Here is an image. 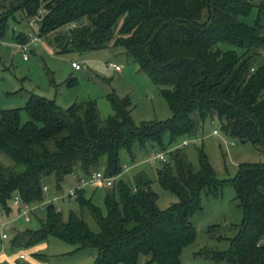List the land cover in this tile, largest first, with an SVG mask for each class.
Returning <instances> with one entry per match:
<instances>
[{"label":"trees","instance_id":"trees-1","mask_svg":"<svg viewBox=\"0 0 264 264\" xmlns=\"http://www.w3.org/2000/svg\"><path fill=\"white\" fill-rule=\"evenodd\" d=\"M254 11L248 24L244 19ZM18 13L29 25L36 21L37 34L58 54L112 44L124 48L161 88L173 118L137 128L131 100L115 94L108 96L114 115L105 121L96 102L63 109L37 95L24 108L26 124L22 109L0 111V154L14 162L0 165L2 212H12L15 196L41 203L50 177L59 189L78 170L88 179L98 172L116 177L105 195L106 213L86 197L85 188L77 190L80 208L98 224V233L75 213L65 222L62 211L49 205L41 228L17 232L12 247H35L56 237L79 250L97 249L96 264H138L142 255L150 256L147 264H182L183 251L197 239L190 217L202 210L201 192L217 194L230 185L244 219L231 249L218 255L234 264H264V164H242L233 179L220 180L203 149L196 169L184 150L168 151L164 144L167 137L170 144L197 139L206 121L218 118L227 137L264 151V0H0V41ZM75 22L79 25L70 28ZM14 41L27 44L30 38L19 33ZM148 143L168 151L156 179L179 202L165 211L146 173L137 174L134 188L118 181L120 151L132 154L136 144Z\"/></svg>","mask_w":264,"mask_h":264},{"label":"rangeland","instance_id":"rangeland-1","mask_svg":"<svg viewBox=\"0 0 264 264\" xmlns=\"http://www.w3.org/2000/svg\"><path fill=\"white\" fill-rule=\"evenodd\" d=\"M256 12L248 19L253 24ZM16 19H10L6 37L1 43H13L14 34H28L29 22L18 13ZM36 33L39 25L35 26ZM1 47V46H0ZM0 49L4 67L0 69V78L5 79L10 92H0V111L22 109L21 121L26 124L30 118L24 108L30 96L37 95L55 101L63 109H68L76 103L96 102L100 118L105 121L114 115L108 96L115 94L121 100L130 99L132 103V118L137 128L144 124L166 122L173 118L168 102L160 87L154 85L150 78L122 47L113 44L106 49L88 51L85 53L58 54L49 46L47 40L40 44H29L24 54L20 49L7 47ZM223 50L234 49L222 45ZM25 56L28 59H25ZM77 63L81 70L75 71L72 64ZM115 64L123 69L119 73L111 66ZM3 81L0 79V86ZM8 93H11L10 95ZM223 124L218 118L208 119L204 129L198 134L200 143L195 139L178 138L170 144V138L165 139L168 151L184 150L188 161L199 168L198 151L203 149L207 154L216 176L220 180L233 179L239 166L245 163L264 164V151L251 143H242L231 139L223 132ZM218 132V136L214 132ZM185 141L190 144L183 146ZM161 146L148 143L145 148L136 144L132 154L127 150L120 151V163L123 173L118 181L125 182L129 187H135L137 174L146 173L152 180V190L157 195V206L165 211L179 202L178 197L164 189L156 179L157 170L163 167L162 162L152 157L156 153H167ZM168 160V159H167ZM166 160V161H167ZM0 165L14 166L13 160L0 154ZM79 180L88 182V178L78 170L74 175L67 176L61 189L57 188L53 177L45 180L49 192L44 194L41 203L31 204L34 215L31 222L21 217V211L10 202L12 212L0 210V264H96L99 252L90 248L79 250V246L68 244L56 237H50L35 247L13 248L12 240L17 232L38 231L47 219L48 206L54 205L62 211V218L67 222L72 213L84 218L90 229L98 233L100 228L88 212L80 208L78 197H62L72 191H77ZM107 187L88 186L86 197L102 208ZM208 191V192H207ZM211 189L201 192L202 210L190 217L197 230L196 241L183 251L182 264H234L227 258H220L218 253H226L231 249V241L239 231L244 219V210L233 186H225L219 193H210ZM43 205L42 207H40ZM2 229L6 231L7 240L2 242ZM264 244V240L262 241ZM210 253H204V252ZM25 255L24 259L20 256ZM150 256L142 255L138 264H147ZM157 264V263H154Z\"/></svg>","mask_w":264,"mask_h":264},{"label":"built area","instance_id":"built-area-1","mask_svg":"<svg viewBox=\"0 0 264 264\" xmlns=\"http://www.w3.org/2000/svg\"><path fill=\"white\" fill-rule=\"evenodd\" d=\"M35 23H36V21L34 20L30 24L31 30L28 33V36L30 38V42L27 44H19L18 45V49H20L21 52H23L24 54L27 52L29 44H40L44 40L35 32V29H34ZM78 25H79V23L75 22V23H72L69 27L70 28H76ZM25 59H28V58L25 56ZM111 66L114 67L117 72L122 71V68L115 65V64L111 63ZM72 68L76 71H79L82 69L81 66L77 63H73ZM214 135L218 136L219 134L217 131H215ZM195 142L200 143V139L199 138L195 139ZM189 144H190L189 141H185L183 143V146L187 147V146H189ZM166 157H167V153H161V154L156 153L152 158L156 161L165 162ZM115 181H116V177L108 178L104 175V173L98 172V173H95L90 179H88V182H84L82 180H79L77 190H79L81 188H86L88 186H103V187L111 188V187H113ZM48 192H49L48 188L44 187V193H48ZM76 194H77V191H72L68 195L61 196V198L62 197L63 198L64 197H75ZM12 202L19 209V211H21V217L25 218L26 222H28V223L31 222L32 217L34 215V209L32 207H30L31 204L24 203L20 196H15L13 198ZM42 206L43 205H41L40 207H42ZM2 237H3V239H6L7 235L3 234ZM20 258L24 259L25 255H21Z\"/></svg>","mask_w":264,"mask_h":264},{"label":"crops","instance_id":"crops-1","mask_svg":"<svg viewBox=\"0 0 264 264\" xmlns=\"http://www.w3.org/2000/svg\"><path fill=\"white\" fill-rule=\"evenodd\" d=\"M29 33V32H28ZM18 45L19 44H17L16 42H15V44H13V43H5V44H3V43H1V47H0V49H2V47H4L3 49H6L7 47H10L11 49L12 48H16V46H17V48H18ZM2 67H4V65H3V61H2V55L0 54V69L2 68ZM5 69H7L6 67H4ZM76 71V70H75ZM123 72V69H122V71L121 72H119V73H122ZM3 77H1L0 79L3 81V84L0 86V89L2 90V92L4 93V92H10V89H8L7 88V84H6V80L5 79H2ZM1 90H0V92H1ZM1 92V93H2ZM9 95L11 94V93H8ZM0 97H9V96H0ZM31 97V96H30ZM29 100H30V98H29ZM29 102V101H28ZM3 234H6V231L4 230V229H2V235H1V240H2V242L3 241H5V239H3ZM17 233H15V235H16ZM7 235V234H6ZM7 240V239H6ZM11 244H12V242H11Z\"/></svg>","mask_w":264,"mask_h":264},{"label":"water","instance_id":"water-1","mask_svg":"<svg viewBox=\"0 0 264 264\" xmlns=\"http://www.w3.org/2000/svg\"><path fill=\"white\" fill-rule=\"evenodd\" d=\"M244 143V142H243Z\"/></svg>","mask_w":264,"mask_h":264}]
</instances>
